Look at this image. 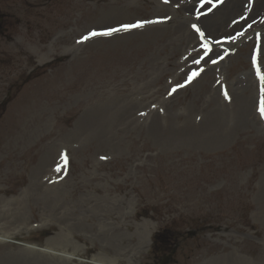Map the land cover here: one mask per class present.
<instances>
[{"label": "rangeland", "instance_id": "rangeland-1", "mask_svg": "<svg viewBox=\"0 0 264 264\" xmlns=\"http://www.w3.org/2000/svg\"><path fill=\"white\" fill-rule=\"evenodd\" d=\"M235 1L0 0V199L25 204L0 264H264V0Z\"/></svg>", "mask_w": 264, "mask_h": 264}, {"label": "bare ground", "instance_id": "bare-ground-1", "mask_svg": "<svg viewBox=\"0 0 264 264\" xmlns=\"http://www.w3.org/2000/svg\"><path fill=\"white\" fill-rule=\"evenodd\" d=\"M240 1V0H239ZM239 1H235L234 3H231L225 14H229L232 12L233 9H235V7L239 4ZM241 7V6H239ZM192 8V2H185L183 4V9L185 10H189ZM231 11V12H230ZM234 13V11H233ZM219 27H224L227 28V24L223 25V22L219 23ZM210 30V29H209ZM226 37V35H225ZM104 120V119H103ZM32 192H36L37 196L34 194V200L39 199L40 197H43L42 200H40V207H52V211H54L57 207V204L54 203V201L52 199H50L48 202L46 201V199H44V197H46L47 195H52L53 192H57L60 191L58 190V186H56V190H48L47 188L43 189L42 186L40 185V187L37 185L33 186L31 188ZM39 193H42L39 195ZM115 205V203H113ZM24 202L20 201L18 199V197H14L11 196L9 198H3L0 199V220H2V226L0 227V242L1 241H5V239L7 238H14V236L17 234V231H13L16 228H18V230L20 231V228L22 229L24 226L19 227V225H15L13 226L14 228H12L13 222H15L16 220H21L23 219V217L25 216L24 213ZM98 207L102 208L105 204L102 202H98L96 204ZM55 212V211H54ZM56 214V213H55ZM62 217H64V215H61L58 217L59 219H61ZM42 224H38L37 226H41ZM147 224L144 223V226H146ZM44 226V225H42ZM123 224L119 223L115 229L116 230H121L123 228ZM153 229L149 226L148 228L145 229V236H146V245L148 246V244L150 243V236L152 233ZM101 233L110 234L109 231L106 230H102ZM112 234V233H111ZM113 236V235H112ZM130 238H134V236L131 237H127L124 236L123 239L124 241L129 240ZM62 236H55L54 238H48L45 240V243L43 246H38L36 244L33 243H22L23 247L28 248L29 250H38L40 252H52L54 251V248L52 247L51 243H55V244H59L62 241ZM111 244H104L103 247L100 249L99 252H95L92 254V256L88 259L81 257L79 255H76L74 253L71 252H67L65 250H60L58 253L60 254V258L65 259V260H71V259H76V260H80L82 262L88 261L91 264H119L120 259L117 256H113L112 258L110 257H106L101 250H106L108 248H110ZM113 249L116 248V246H112ZM3 259V263L2 264H16L18 263V261H16L17 259L14 256H9V255H3L2 256Z\"/></svg>", "mask_w": 264, "mask_h": 264}, {"label": "snow or ice", "instance_id": "snow-or-ice-1", "mask_svg": "<svg viewBox=\"0 0 264 264\" xmlns=\"http://www.w3.org/2000/svg\"><path fill=\"white\" fill-rule=\"evenodd\" d=\"M135 27H142V24L124 25L123 26L124 30H127L129 28H135ZM193 27L195 28L196 26L194 25ZM119 30L120 29H111L108 32L99 33V34L100 35H110L111 32H113V31H119ZM196 30L199 31L198 28ZM90 35L95 36V35H98V33L93 32ZM201 35H203V34L201 33ZM85 39H87V37H85ZM260 79H261L262 82H264V75L260 76ZM173 91H175V89H173ZM262 92H264V89H262ZM260 111H261L262 114H264V99H262V101H261V109H260Z\"/></svg>", "mask_w": 264, "mask_h": 264}]
</instances>
